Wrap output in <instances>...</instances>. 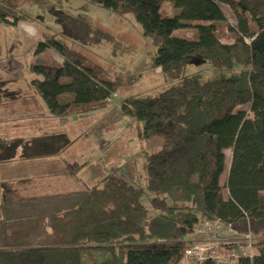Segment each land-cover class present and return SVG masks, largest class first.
Here are the masks:
<instances>
[{
	"label": "trees",
	"instance_id": "obj_1",
	"mask_svg": "<svg viewBox=\"0 0 264 264\" xmlns=\"http://www.w3.org/2000/svg\"><path fill=\"white\" fill-rule=\"evenodd\" d=\"M88 1L132 16L156 47L153 63L168 79L180 80L194 57L221 73L207 81L185 77L182 86L156 97L124 101L122 113L141 125L140 139L161 140L146 154L145 187L110 180L103 188L31 199L7 189L0 200V264H183L197 227L215 222L254 238L257 253L232 264H264V0ZM165 3L179 13L163 15ZM224 4L237 14V26L228 27L233 44L219 38L227 22ZM24 20L0 3L1 23ZM76 23L89 31L72 18L69 27ZM178 30L197 37L177 36ZM48 42L38 44L35 55L51 47L65 63L32 64L37 79L31 86L57 118L101 111L131 82L111 77L60 40ZM70 144L66 132L0 140V165L19 150L25 160L56 157ZM227 150L232 161L223 186ZM148 195L155 216L145 203Z\"/></svg>",
	"mask_w": 264,
	"mask_h": 264
},
{
	"label": "rangeland",
	"instance_id": "obj_2",
	"mask_svg": "<svg viewBox=\"0 0 264 264\" xmlns=\"http://www.w3.org/2000/svg\"><path fill=\"white\" fill-rule=\"evenodd\" d=\"M0 3L25 17L16 26L0 22V93L31 88V83L37 79L30 71L32 64L47 60L53 64L65 63L64 57L51 47L45 53L35 55L38 44L49 46V38L60 40L82 53L90 62L106 69L111 77L123 78L125 83L131 80L112 94L105 109L66 118L64 128L69 131L71 144L59 156L40 160L49 164L48 168L38 170L31 166L21 172L17 167L5 171L7 177L1 169V202L7 189L15 191L19 199H31L103 188L110 180H124L145 187L146 154L158 148L161 140L140 139L141 125L123 115L122 104L132 97H156L171 87L182 86L185 77L196 76L207 81L221 72L207 60L194 57L180 80L168 79L153 63L156 47L144 37L132 16L116 15L88 0H0ZM223 8L227 22L219 27V38L224 44H233L235 38L228 27L237 26V14L228 5L224 4ZM162 13L175 16L179 10L172 3H165ZM71 18L83 21L89 31L82 26L79 28L77 23L70 28ZM176 35L188 39L197 37L196 32L190 30H178ZM95 39H99V43H94ZM240 70L238 68L236 72ZM3 93L0 107L7 110L12 103L10 99L16 95ZM8 128L11 126L0 124V137L8 134ZM225 154L227 171L222 177L223 186L228 178L232 151L227 150ZM33 161L35 159L26 160L25 164ZM225 197H228L226 188ZM150 198V195L146 196L145 203L151 216H155L157 212L152 209ZM200 231L190 237L193 245L211 244L215 236L218 237L215 232H219V227H214L211 234ZM225 236L223 241L229 243L243 238L236 239L229 232ZM252 251L257 253L255 248Z\"/></svg>",
	"mask_w": 264,
	"mask_h": 264
},
{
	"label": "crops",
	"instance_id": "obj_3",
	"mask_svg": "<svg viewBox=\"0 0 264 264\" xmlns=\"http://www.w3.org/2000/svg\"><path fill=\"white\" fill-rule=\"evenodd\" d=\"M10 91L11 92L5 90L4 93H2L15 94L16 97L10 99L12 103L7 106V110L6 108L0 107V124H3L6 127L11 126V128L7 129L9 130L8 134L4 137H0V140L11 141L22 139L28 141L57 132H66L67 135L69 134V131L64 128V125L69 118L61 119L52 115L33 87L26 90L18 89ZM2 93H0V95ZM1 101L3 100H0V102ZM0 106H2L1 103ZM71 119L73 120V118ZM21 155L22 151L19 150L16 159L0 165V170L2 169V171H4L5 176V171H11L17 167L22 172L24 170H28L31 166V168L41 170L49 165L40 161L44 160V158H38L29 164H25L27 162L25 159L21 158ZM16 160L21 161L15 162Z\"/></svg>",
	"mask_w": 264,
	"mask_h": 264
},
{
	"label": "built area",
	"instance_id": "obj_4",
	"mask_svg": "<svg viewBox=\"0 0 264 264\" xmlns=\"http://www.w3.org/2000/svg\"><path fill=\"white\" fill-rule=\"evenodd\" d=\"M216 226L219 227V232L218 231L215 232V234H218L217 235L218 237L216 238L215 236L211 244H205L200 246L194 245L193 247H191L185 253L183 264H202L209 259L216 261L218 264H232L237 262L238 259L242 256L253 257L255 255V253H252L253 252L252 249L255 248L253 236L240 235L232 228L226 227L219 222L201 224L197 227L196 232L202 230L200 232L211 234L214 230V227ZM228 232L232 233V237L236 239L239 238L240 236H242L243 238L239 239L240 242L237 241L235 243H229L227 242V240L223 241V238L227 236V235L225 236V234ZM237 244L239 248L232 249L230 251H226V249L222 247L229 245L237 246ZM220 246L222 249L220 248Z\"/></svg>",
	"mask_w": 264,
	"mask_h": 264
}]
</instances>
